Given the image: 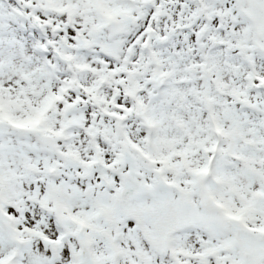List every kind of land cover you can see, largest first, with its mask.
Here are the masks:
<instances>
[{
    "label": "snow or ice",
    "instance_id": "1",
    "mask_svg": "<svg viewBox=\"0 0 264 264\" xmlns=\"http://www.w3.org/2000/svg\"><path fill=\"white\" fill-rule=\"evenodd\" d=\"M0 264H264V0H0Z\"/></svg>",
    "mask_w": 264,
    "mask_h": 264
}]
</instances>
